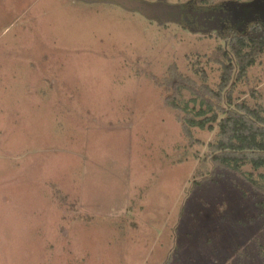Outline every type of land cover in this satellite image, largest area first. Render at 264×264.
Here are the masks:
<instances>
[{
	"label": "rangeland",
	"instance_id": "374dc122",
	"mask_svg": "<svg viewBox=\"0 0 264 264\" xmlns=\"http://www.w3.org/2000/svg\"><path fill=\"white\" fill-rule=\"evenodd\" d=\"M172 16L0 0V264H264V169L212 150L236 105L264 117V53L219 100L220 49L242 33ZM202 101L217 122L186 135Z\"/></svg>",
	"mask_w": 264,
	"mask_h": 264
},
{
	"label": "trees",
	"instance_id": "16d2710c",
	"mask_svg": "<svg viewBox=\"0 0 264 264\" xmlns=\"http://www.w3.org/2000/svg\"><path fill=\"white\" fill-rule=\"evenodd\" d=\"M201 2L208 1L201 0ZM220 53L223 57L219 61L223 64L221 82L217 92L212 90L210 92L212 91L214 97H218L219 100H222V95L227 93L229 104H233L232 92L228 87L234 80L241 81L248 69L255 65L258 57L264 53V28L259 25L254 26L250 32L234 36L229 43V50L220 49ZM234 75L235 79H233ZM201 105L207 109L204 110L202 107V112L200 110L198 113L204 117L203 120L195 116L180 118V121L185 124L183 129L186 135L190 128L197 127L204 130L208 125L211 128L213 123L217 122L216 113L211 118L207 117L208 112L214 111L212 103L202 101ZM235 108L234 111L227 113H225L226 109L222 110L226 114V119L220 125L221 140L212 148L213 161L236 172L241 171V167L245 164L252 165L255 170L264 169L263 109L251 110L246 105H236Z\"/></svg>",
	"mask_w": 264,
	"mask_h": 264
},
{
	"label": "flooded vegetation",
	"instance_id": "af4514ba",
	"mask_svg": "<svg viewBox=\"0 0 264 264\" xmlns=\"http://www.w3.org/2000/svg\"><path fill=\"white\" fill-rule=\"evenodd\" d=\"M175 10V13H155L154 17L167 19L173 15L172 17L179 21L178 23L187 22L190 29H199L205 32L213 30L221 33L236 31L245 34L254 26L259 25L264 28V0H250L245 3L231 2L223 7L207 9L202 12L183 8Z\"/></svg>",
	"mask_w": 264,
	"mask_h": 264
},
{
	"label": "water",
	"instance_id": "95a60500",
	"mask_svg": "<svg viewBox=\"0 0 264 264\" xmlns=\"http://www.w3.org/2000/svg\"><path fill=\"white\" fill-rule=\"evenodd\" d=\"M109 2L117 3L121 7L129 10V11H138L142 15H144L147 18H155V13H162V12H168V13H175L176 10L172 5H164V4H146L141 3L138 1H131V0H109ZM179 9V8H178Z\"/></svg>",
	"mask_w": 264,
	"mask_h": 264
}]
</instances>
